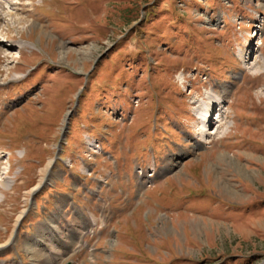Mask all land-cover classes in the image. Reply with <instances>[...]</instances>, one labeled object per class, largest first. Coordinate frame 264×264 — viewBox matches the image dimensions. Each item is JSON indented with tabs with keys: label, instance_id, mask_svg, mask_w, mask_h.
Masks as SVG:
<instances>
[{
	"label": "rangeland",
	"instance_id": "obj_1",
	"mask_svg": "<svg viewBox=\"0 0 264 264\" xmlns=\"http://www.w3.org/2000/svg\"><path fill=\"white\" fill-rule=\"evenodd\" d=\"M15 3L0 264H264V0Z\"/></svg>",
	"mask_w": 264,
	"mask_h": 264
},
{
	"label": "bare ground",
	"instance_id": "obj_2",
	"mask_svg": "<svg viewBox=\"0 0 264 264\" xmlns=\"http://www.w3.org/2000/svg\"><path fill=\"white\" fill-rule=\"evenodd\" d=\"M21 6H25V4L24 3H15V0H0V27H2V25L4 23H7L8 26H11L10 23L11 24L13 23L12 20L14 22L18 23L20 20L17 18L18 16H16V15L18 13H21V12L25 11L24 9L22 10V9L18 8V7H21ZM13 9H16V14L15 15H14V13H12ZM7 11H10L11 13H8ZM15 25L16 24H13L14 27H16ZM13 26H11L9 28H12ZM4 41H7V40H3V42ZM6 46H9V45H6ZM11 46H12V48H17L18 50H21V48H23V43L22 42H15V44H13ZM260 54H264V53L260 50ZM259 62L261 63L260 72H263V69H264L263 61L259 60L258 63ZM221 98L222 97H218L217 99L220 100ZM205 99L209 101L211 98H210L209 95H207ZM223 104H224V101H223ZM218 105H222V103L221 104L219 103ZM199 108H201V109H200V112H198L197 118L200 119L201 123L203 124V129L201 128V133H203V131L205 130L204 128H206L207 126H209V129H207V131H210V126H212L215 123H217V122H215V119L213 118V116H211V114L214 112L213 111L214 107H212V103H211V105L208 103L207 106L203 105V106H201ZM221 117H222V114H219L218 119L220 121L222 120ZM3 159L4 158L2 156H0V182H1L0 193L1 194L5 193L4 191H7V188L13 183V181L8 180L9 178L8 179H6L5 177L2 178L3 174L9 175L10 170H11V169H9L6 172L2 171V168H1L2 166L1 165L3 164L2 163ZM38 187L39 186L37 185L33 190L36 191L38 189ZM2 190H4V191H2ZM21 216L22 215H20V217ZM11 242H12V238H10V240H8L7 243L0 244V250H2L5 247H7L9 244H11ZM41 243H44V242L39 239L37 241V245H40ZM54 243H55V246H58L59 243H58V239L57 238L55 239Z\"/></svg>",
	"mask_w": 264,
	"mask_h": 264
}]
</instances>
